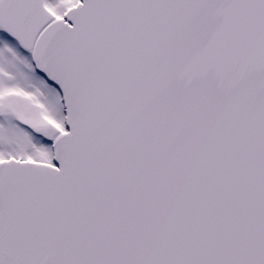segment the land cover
I'll return each instance as SVG.
<instances>
[{
	"label": "snow or ice",
	"instance_id": "obj_1",
	"mask_svg": "<svg viewBox=\"0 0 264 264\" xmlns=\"http://www.w3.org/2000/svg\"><path fill=\"white\" fill-rule=\"evenodd\" d=\"M0 264H264V0H0Z\"/></svg>",
	"mask_w": 264,
	"mask_h": 264
}]
</instances>
